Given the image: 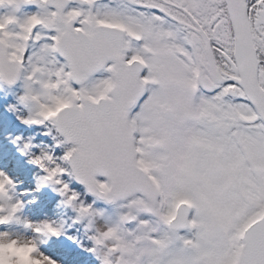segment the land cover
Masks as SVG:
<instances>
[{
    "label": "snow or ice",
    "instance_id": "1",
    "mask_svg": "<svg viewBox=\"0 0 264 264\" xmlns=\"http://www.w3.org/2000/svg\"><path fill=\"white\" fill-rule=\"evenodd\" d=\"M73 2L0 0L44 10L0 17V82L23 76L19 102L33 110L21 122L45 128L60 154L31 155L30 142L21 153L73 223L100 215L74 183L118 208L86 251L98 264H264V0ZM16 188L0 171V264H56L35 237L62 227L22 221Z\"/></svg>",
    "mask_w": 264,
    "mask_h": 264
},
{
    "label": "rangeland",
    "instance_id": "2",
    "mask_svg": "<svg viewBox=\"0 0 264 264\" xmlns=\"http://www.w3.org/2000/svg\"><path fill=\"white\" fill-rule=\"evenodd\" d=\"M33 110V106L29 105L27 106H15L14 98L7 96L6 94L2 95L1 90H0V113H1V119L2 122L6 123L8 126L12 122H20L21 118H27L31 111ZM24 129H29V127H22ZM17 137L20 139L17 140ZM23 135L15 134L12 136V143L14 145H19L18 152L16 153V158L13 159V161H8L5 162L3 160H0V171H4L7 173L17 184V188L13 192V196L15 199L22 200L24 202V207L19 214L20 219L22 221H31V222H38V219L35 221V211L33 208V202L32 198V193H38L42 192L43 194H48L50 195L51 199L54 200L58 193L53 190L51 186H41L38 183L39 176L42 175L40 170L32 165L29 161L31 159V155H37L40 154L41 152L44 151H49L51 150L49 146L46 144H41V143H31L33 145L31 155H23L21 153L22 149V144L24 143ZM71 210V208L64 206L63 207V215L66 217L68 215V211ZM94 210V209H93ZM101 213L100 215L94 216L92 218V223H96L99 228L105 226L104 224H108L106 220H101V215L104 213L103 209L100 207V209H95L94 212ZM107 212L110 213V215L116 217L117 212L116 209H108L106 210ZM87 222L88 220L85 219ZM116 222H113L114 224ZM103 225V226H102ZM101 226V227H100ZM6 230L11 232L13 235H18V236H24L28 238H34L33 233L30 230H26L23 228L22 224H11L6 226ZM36 238V237H35ZM38 244L40 247V250L44 253L45 245L42 242L41 238L38 240ZM45 254V253H44ZM58 257L55 256L57 259L56 264H76L75 257H67L63 254H58ZM51 258V256H49ZM54 257V256H53Z\"/></svg>",
    "mask_w": 264,
    "mask_h": 264
},
{
    "label": "trees",
    "instance_id": "3",
    "mask_svg": "<svg viewBox=\"0 0 264 264\" xmlns=\"http://www.w3.org/2000/svg\"><path fill=\"white\" fill-rule=\"evenodd\" d=\"M49 139H51V138H49ZM49 142L52 144L53 143V140L51 139V140H49ZM72 187H73L74 190H76L77 192H79L81 194V199L85 200V202L91 201V197L90 196L88 197V195L85 193V191H84V189H83L82 186L74 183L72 185ZM57 206H59V204H57ZM50 212H52V211H50ZM59 212H60V208L57 207V209H56V213L57 214H55L57 216L51 215L50 218L47 219V221H52V222H55V223L59 222V225H60L61 218H60ZM44 239L47 242V244L50 247H52L53 250H58V251L60 250V251H62L61 250L62 249L61 243L59 241H57V239H55V238H53V239L44 238Z\"/></svg>",
    "mask_w": 264,
    "mask_h": 264
},
{
    "label": "clouds",
    "instance_id": "4",
    "mask_svg": "<svg viewBox=\"0 0 264 264\" xmlns=\"http://www.w3.org/2000/svg\"><path fill=\"white\" fill-rule=\"evenodd\" d=\"M0 8H8V9H17L14 5H10L8 3H5L4 6L0 7ZM21 238H28V237H24V236H20ZM40 238H43V237H36L37 241L40 239Z\"/></svg>",
    "mask_w": 264,
    "mask_h": 264
},
{
    "label": "flooded vegetation",
    "instance_id": "5",
    "mask_svg": "<svg viewBox=\"0 0 264 264\" xmlns=\"http://www.w3.org/2000/svg\"><path fill=\"white\" fill-rule=\"evenodd\" d=\"M28 12V11H27Z\"/></svg>",
    "mask_w": 264,
    "mask_h": 264
}]
</instances>
